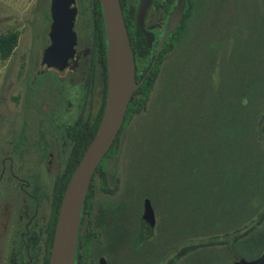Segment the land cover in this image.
<instances>
[{"label":"flooded vegetation","instance_id":"obj_1","mask_svg":"<svg viewBox=\"0 0 264 264\" xmlns=\"http://www.w3.org/2000/svg\"><path fill=\"white\" fill-rule=\"evenodd\" d=\"M119 1L135 80L141 83L91 177L74 264H190L199 249L200 264L258 257L264 218L258 221L256 215L196 237L202 242L196 249L191 237L178 248L179 236L192 235L193 208L178 196L177 170L159 159L156 140L167 133L160 134L158 116L151 114L161 105L158 86L171 61H240L242 42L252 61H264V0ZM50 2L43 20L47 29L40 32L43 50L35 55L30 45L25 49L10 84L17 92L11 97L9 133L0 139V264H49L68 172L90 144L107 100L108 44L100 1L74 0L75 50L62 67L48 64L44 55L51 44ZM252 73L264 74L262 68Z\"/></svg>","mask_w":264,"mask_h":264},{"label":"rangeland","instance_id":"obj_2","mask_svg":"<svg viewBox=\"0 0 264 264\" xmlns=\"http://www.w3.org/2000/svg\"><path fill=\"white\" fill-rule=\"evenodd\" d=\"M48 8L49 0H0V33L6 32L10 29H17L20 32L17 48L13 51L9 58L4 61H0V139L4 138L9 133V128L6 123L8 122L10 108L12 107L11 97L17 92L15 87H10V84L12 79H14L17 69L21 68V57H23V53H25V49L29 45L32 53L35 55H40L43 50V45L40 41V32L43 28L47 29L48 23L43 20L48 13L46 11ZM240 47L241 61H251V51L249 46L243 44L242 42ZM220 61V74H217V77L218 80L221 79V82L219 83L220 87L224 88V86L228 85V83H224L225 77L223 75H227L232 69V59L225 57ZM178 63L179 62L177 61H171L169 67L162 69L161 80L158 86L161 105L159 109L156 110L155 114H151V116H158L156 117V128L160 131L163 130V132H165L168 124L170 123H173L174 125L173 141L168 143L166 136H160L162 139H157L156 143L158 144L159 150L161 146L165 147L160 150V153L162 157L163 155H168L167 165H172L177 170L178 177L176 180L178 182V196L184 195L192 204L193 221L197 220L199 212H203L204 216L208 219L210 212L224 213L223 217H228L227 215L232 211L234 213L235 211L237 212L239 207H247L246 209L249 210L250 215L255 214V209L259 205L258 210H264V173L262 174V172H264V137L263 140H260L259 138H252L253 143L248 148V161H250V165L253 168L259 166L263 169L260 174V177L263 180H255L256 186L261 188V201L259 199L255 202V198H252L254 196L252 193L254 190L250 189L248 191L250 193L249 197L252 198L251 200L241 198V202L239 197L240 204L234 203L233 205L232 201L230 203L229 196L232 185L225 183L222 187H219L216 183H213L214 174L216 171L222 170V168L217 162L216 152L210 153L208 145V140L210 139L208 137L213 135V132H210L212 122L211 114L209 115L197 104H192L193 108L190 106L189 112L188 110L185 112L177 109L180 103H176L177 101H173L172 103L170 102L176 96L178 91H181V87L184 82L183 77L186 79L187 73L184 71L182 66L177 67ZM234 63L237 68L239 61ZM252 64L253 66L255 64L256 66L261 64L262 66L259 68L264 67V61L253 60ZM262 70L264 72L263 68ZM228 77L230 78L232 75H229ZM196 92L197 91L194 89V93ZM216 93L218 92L211 89L209 93V100L215 96ZM219 94L224 97L223 91L219 92ZM168 103L174 108L172 114L173 119L171 118L169 120H167L166 115V113H168ZM252 104H255V102H252ZM234 106V104L227 103L225 109L228 115L235 114V109H232ZM238 110L239 109H236V115H239ZM186 114L197 120L192 118H180L181 115L185 116ZM146 115L147 114L144 116ZM204 118L207 120L204 121ZM2 122L5 123V125L2 124ZM151 126L152 122L149 121L147 127L151 128ZM129 132H131V129ZM132 148H135V146ZM204 156H206V158H204ZM204 164L206 165L204 166ZM186 174L190 178H186L187 181L184 180ZM180 181L182 184L179 183ZM245 201L247 204H245ZM226 202L228 203L226 204ZM213 206H215L214 209L219 208L220 211L212 212L211 207ZM228 206H230V209ZM230 210L231 212H229ZM248 214L249 213H237L236 217L243 219L244 216L241 215L248 216ZM256 217H258V215ZM231 219H233V216ZM259 227L261 229L263 228L264 234V222ZM220 228H222V226ZM196 233L197 232L192 231V235L190 236H179L177 238L178 248L184 244L182 243L184 239L188 240L190 237L193 238V243H198L199 240L194 236L200 234ZM199 251L200 249L193 251V261L190 264H200V261L204 259L200 257Z\"/></svg>","mask_w":264,"mask_h":264},{"label":"trees","instance_id":"obj_3","mask_svg":"<svg viewBox=\"0 0 264 264\" xmlns=\"http://www.w3.org/2000/svg\"><path fill=\"white\" fill-rule=\"evenodd\" d=\"M18 39V30L10 29L6 32L0 33V61H4L10 57L12 51L18 43ZM234 62L235 61L232 59V69L227 75H223L225 77L224 83H228V85L221 88L219 84L221 79L218 80L217 77V74H220L221 61L193 59L191 62L187 59L182 60L178 63V65L179 67L182 66L184 71L187 73L186 79L183 77L184 82L181 87V91H178L176 96L170 101L171 103L173 101L180 103L177 109L181 111L186 112L188 110L189 112L190 106L192 107V104H197L209 115L211 114L212 122L210 132H213V135L208 137L210 138L208 140V145L210 153L216 152L217 162L222 168V170L216 171L214 174L213 183H216L219 187H222L225 183L232 185L229 196L230 203L232 201L233 205L234 203H239V197L240 200L241 198H245V200L255 198V202L259 199L261 201V188L256 186L255 180H263L260 177L263 169L259 166L253 168L250 165V161H248V148L253 143L252 138H259L260 140H263L264 137V76L252 73V70L256 68L259 69L256 64L253 66L252 60L247 62L241 61L240 59L238 68H236ZM262 68L264 69V67ZM229 75H232V77L229 78ZM194 89L197 91L196 93H194ZM211 89H214L218 93H216L215 96L209 100V93ZM221 91H223L224 97L219 94ZM252 102H255V104H252ZM169 103L167 105L168 113H166L167 120L171 118L173 119L172 114L174 111V108ZM227 103L234 104L236 106L232 108L235 109L234 115H228L226 113L225 108ZM236 109H239V115H236ZM180 118L192 117L186 114L185 116L181 115ZM206 120L207 119L204 118V121ZM150 132H154V130H150ZM159 132L161 134L163 130ZM165 133H167L168 143L172 142L174 139L173 123L168 124ZM93 134L94 131L90 135L86 146L93 138ZM152 143L153 140L151 141V144ZM151 148H155V146L152 145ZM160 148L165 147L161 146ZM83 151L84 149L81 151V154H83ZM81 154L75 158L72 168L68 172V177L72 174L75 166L81 158ZM154 156L156 155L150 156L151 159H153L152 164L154 163ZM158 156L161 163L163 158L162 164L168 163V155H163L162 157L161 153H159ZM263 173L264 172H262V174ZM65 187L63 190H65ZM250 189L254 190L252 192L254 195L252 198L249 197L250 193L248 190ZM227 203L228 202H226V204ZM245 204H247L246 201ZM259 206L256 207L254 212L255 214L252 215H250L249 210L246 209L247 207H241L242 210L239 207L238 209L240 212L237 210L235 213L230 210L229 212L232 214H228V217H223L224 213L210 212L207 219L203 212H199L197 220L192 222V231L197 232L196 234L200 235H195L194 237H200L209 231L219 229L221 226L224 229L231 228L234 223H237V221L243 224L249 217L252 218L255 215H258V221H260L264 218V210L259 211ZM214 207L215 206L211 207L212 212L220 211L219 208L214 209ZM228 207L230 209V206ZM237 213L249 214L248 216L241 215L244 216L242 219L236 217ZM232 216L233 219H231ZM54 218L53 223L55 224L56 216ZM252 228L257 229L258 226L256 225ZM259 243H262V246H264V239L261 241L259 240ZM199 245H202L200 239L198 243H193L192 249H196ZM255 255L257 256L258 253Z\"/></svg>","mask_w":264,"mask_h":264},{"label":"water","instance_id":"obj_4","mask_svg":"<svg viewBox=\"0 0 264 264\" xmlns=\"http://www.w3.org/2000/svg\"><path fill=\"white\" fill-rule=\"evenodd\" d=\"M99 1L108 44L107 100L94 137L65 187L55 224L49 264H74L80 213L91 177L111 147L123 123L130 98L141 83L135 80L134 57L120 1ZM50 12L51 44L45 49L44 55L48 64L62 67L68 63L75 50L74 0H51ZM176 15L180 16V13ZM231 264H264V251L254 259H242Z\"/></svg>","mask_w":264,"mask_h":264}]
</instances>
